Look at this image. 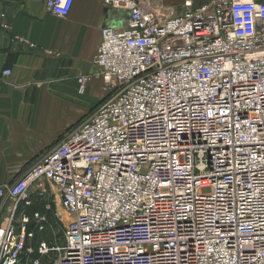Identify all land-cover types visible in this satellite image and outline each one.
Instances as JSON below:
<instances>
[{"label": "built area", "instance_id": "1", "mask_svg": "<svg viewBox=\"0 0 264 264\" xmlns=\"http://www.w3.org/2000/svg\"><path fill=\"white\" fill-rule=\"evenodd\" d=\"M102 1L129 12L94 57L109 97L0 185V264H264V2ZM37 196L68 214L63 244L33 246Z\"/></svg>", "mask_w": 264, "mask_h": 264}, {"label": "crops", "instance_id": "2", "mask_svg": "<svg viewBox=\"0 0 264 264\" xmlns=\"http://www.w3.org/2000/svg\"><path fill=\"white\" fill-rule=\"evenodd\" d=\"M183 2L155 0L177 12ZM128 19L126 9L102 0H75L67 17L45 5L36 9L35 0H0V185L21 176L82 118L70 121L78 106L104 99L94 63L101 32L125 27ZM81 75L91 76L84 94L79 91ZM2 208L0 230L8 221Z\"/></svg>", "mask_w": 264, "mask_h": 264}, {"label": "rangeland", "instance_id": "3", "mask_svg": "<svg viewBox=\"0 0 264 264\" xmlns=\"http://www.w3.org/2000/svg\"><path fill=\"white\" fill-rule=\"evenodd\" d=\"M154 5H160L159 3H155V0H150ZM97 74V73H96ZM106 92V91H105ZM106 92V96L104 99H107L109 95ZM103 99V100H104ZM86 101L83 102L80 106L77 107V109L74 110V113L70 115V121L77 120V117H81L78 119L69 130H72V128L76 127L79 125L81 122L85 121L87 118L91 116V114L94 112V109L97 107L99 102H96L94 105L87 104ZM76 117V118H75ZM63 135V134H62ZM31 192V195H36L35 193ZM37 201L39 202L38 205ZM11 204V200H8L6 204L3 206L1 209L3 212L2 214L8 220L10 218V212H9V206ZM51 204V209H47V205ZM24 207L22 202L18 203V210L14 215V218L16 220L21 219V212L22 208ZM33 210H39L42 212H46L47 216V224L45 228L43 229L42 233L38 235V237H35V240L32 242L34 247H37L40 241H46L49 243L50 246H58L64 243L65 241V230L67 227V221L69 219L68 214L66 213L65 210H63L60 206H58L57 201L52 202L50 198H43L41 199L40 197L37 196L36 202L32 208H29L28 212L32 214ZM31 224H33L34 219H31ZM38 231V230H37Z\"/></svg>", "mask_w": 264, "mask_h": 264}, {"label": "water", "instance_id": "4", "mask_svg": "<svg viewBox=\"0 0 264 264\" xmlns=\"http://www.w3.org/2000/svg\"><path fill=\"white\" fill-rule=\"evenodd\" d=\"M42 6H44V0H35L36 9Z\"/></svg>", "mask_w": 264, "mask_h": 264}, {"label": "trees", "instance_id": "5", "mask_svg": "<svg viewBox=\"0 0 264 264\" xmlns=\"http://www.w3.org/2000/svg\"><path fill=\"white\" fill-rule=\"evenodd\" d=\"M38 204H39V202L37 201V204H36V205H38ZM30 228L33 229V228H34V224H31V225H30ZM42 231H43V230H38V231L36 230V232H35V237L37 238L38 235L42 233Z\"/></svg>", "mask_w": 264, "mask_h": 264}]
</instances>
